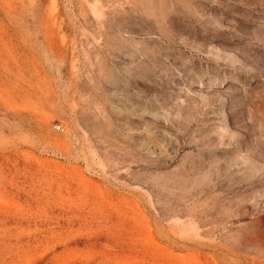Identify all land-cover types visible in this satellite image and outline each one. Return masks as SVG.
Masks as SVG:
<instances>
[{
  "label": "rangeland",
  "instance_id": "rangeland-1",
  "mask_svg": "<svg viewBox=\"0 0 264 264\" xmlns=\"http://www.w3.org/2000/svg\"><path fill=\"white\" fill-rule=\"evenodd\" d=\"M0 264H264V0H0Z\"/></svg>",
  "mask_w": 264,
  "mask_h": 264
}]
</instances>
